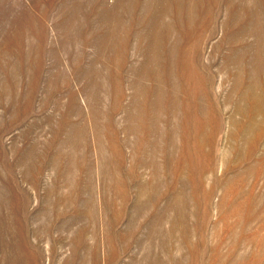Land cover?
Masks as SVG:
<instances>
[{"label":"rangeland","instance_id":"obj_1","mask_svg":"<svg viewBox=\"0 0 264 264\" xmlns=\"http://www.w3.org/2000/svg\"><path fill=\"white\" fill-rule=\"evenodd\" d=\"M263 78L264 0H0V264H264Z\"/></svg>","mask_w":264,"mask_h":264},{"label":"bare ground","instance_id":"obj_2","mask_svg":"<svg viewBox=\"0 0 264 264\" xmlns=\"http://www.w3.org/2000/svg\"><path fill=\"white\" fill-rule=\"evenodd\" d=\"M60 82V81H59ZM260 88H261V96H258L254 99V102H255V108L260 109L262 108V106H264V78L263 80L261 81V85H260ZM259 91V90H258ZM248 94V93H247ZM244 96V95H242ZM241 96V97H242ZM240 108V107H239ZM256 111V110H254ZM258 113V112H257ZM258 115V114H257ZM249 118V117H248ZM248 127V126H247ZM227 130V129H226ZM258 130V129H257ZM259 132H256L255 134H257ZM252 140V139H251ZM251 143V142H250ZM47 246V245H46Z\"/></svg>","mask_w":264,"mask_h":264}]
</instances>
